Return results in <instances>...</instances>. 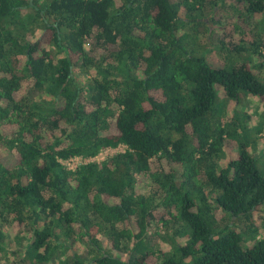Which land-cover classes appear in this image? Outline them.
<instances>
[{"label":"trees","instance_id":"obj_1","mask_svg":"<svg viewBox=\"0 0 264 264\" xmlns=\"http://www.w3.org/2000/svg\"><path fill=\"white\" fill-rule=\"evenodd\" d=\"M229 1L0 0V253L14 246L19 264H264L258 133L236 110L223 119L241 94L264 98V83L247 62L215 68L187 47L209 13L221 52L263 55L244 28L264 22V0ZM119 146L102 162L62 163ZM164 230L167 253L151 241Z\"/></svg>","mask_w":264,"mask_h":264},{"label":"rangeland","instance_id":"obj_2","mask_svg":"<svg viewBox=\"0 0 264 264\" xmlns=\"http://www.w3.org/2000/svg\"><path fill=\"white\" fill-rule=\"evenodd\" d=\"M233 1H229V3H232ZM218 12V11H217ZM218 14V13H217ZM213 15V14H212ZM212 15H209V13H206L202 18L201 22L199 23L197 27V35H195L193 40H189V43L187 44V47H190L191 49H194L195 52L200 55L204 56L207 61L215 68H226L228 70H232L235 66H238L244 62H247L248 65L252 66L253 70L255 71L258 79L264 83V49L261 48V52L263 55H254V51L252 48H249L246 50V52L242 54H238L237 52L232 51H222L221 52V45H223L220 42V39L218 38L217 34H214L215 29L212 28L210 31H207L206 24L210 26V18H212ZM231 17L230 23L227 21V17ZM222 19H224L223 23H229L232 27V24L236 23V19L234 16H231V12L227 9L222 12ZM257 21L264 20V16H260L257 18ZM255 23V21H254ZM254 23H251L245 26L244 31H248V38L247 40H255L256 35H259L260 39H263L264 41V22L258 23L257 26H255ZM229 27V29L231 28ZM189 30V29H188ZM187 30V31H188ZM241 30V29H240ZM251 31V32H250ZM253 31V32H252ZM240 33V32H239ZM237 33V34H239ZM189 34L192 36L193 32L190 31ZM211 34L213 36V39L211 37ZM211 38L214 43H208V38ZM208 43V44H207ZM89 49V45L86 46V50ZM219 50V52H218ZM90 77L82 78L81 81L88 83ZM216 92L218 95V104L222 102V104H225L226 97L224 95L223 88L220 86L216 87ZM250 109V110H249ZM237 111L240 115L241 120L244 124L249 125L250 133L249 137L252 141L256 139V133H258V142L256 147L252 148V154L257 159L258 162V168L261 172V174L264 176V98L260 97H253L248 96L246 94H241V98L237 103L230 102L227 106V117L223 118L225 121H230L233 117L234 111ZM251 113L250 119L246 118V114ZM260 131V132H259ZM263 133V134H262ZM252 134V135H250ZM250 144L248 141L244 142ZM123 151V148L114 151V150H105L103 151L97 158V161L102 162L113 155H115L117 152ZM239 150L236 152L233 151V154H238ZM226 154H224L225 156ZM6 156L10 157V155L6 154ZM227 156V155H226ZM226 159L223 157V161L225 162ZM80 161L76 160L75 163H70V167L79 165ZM222 165V164H221ZM152 169L155 170L157 167V160H153L151 163ZM148 189V188H147ZM150 188L147 190V194H150ZM258 223H261V228L258 232V239H264V207L256 214ZM2 226V221H0V227ZM157 230V227L152 226V233ZM174 232V230L165 231L162 234V237L155 236L151 239L152 245L154 246L155 250L159 251H165V253L171 251L172 249V243H171V235ZM190 230H188V233ZM182 240V239H181ZM183 241V240H182ZM255 241V240H254ZM254 241H252L251 245L254 244ZM242 245L244 248H246L245 240L243 239ZM10 248V251H4L0 253V264H19L20 260L17 258H14L12 254L9 252L13 251L15 249L14 246H8ZM190 261L186 262L185 264H189Z\"/></svg>","mask_w":264,"mask_h":264},{"label":"built area","instance_id":"obj_3","mask_svg":"<svg viewBox=\"0 0 264 264\" xmlns=\"http://www.w3.org/2000/svg\"><path fill=\"white\" fill-rule=\"evenodd\" d=\"M121 148H123V151H121V152H117L116 154H119V153H123V152H125V150H126V147L125 146H119L118 148H108V149H106V150H114V151H117V150H119V149H121ZM105 151V150H104ZM103 152V151H102ZM101 152V153H102ZM100 153V154H101ZM99 154V155H100ZM98 155V156H99ZM98 156L97 157H95V158H91V159H84V158H81V157H76V158H73V159H70V160H68V161H62V163L69 169V170H75L77 167H79L80 165H82V164H85V163H89V162H94V161H97V158H98ZM76 160H79L80 161V164L77 166V165H75V166H72V167H70V163L72 162V163H75V161ZM99 162V161H98Z\"/></svg>","mask_w":264,"mask_h":264},{"label":"crops","instance_id":"obj_4","mask_svg":"<svg viewBox=\"0 0 264 264\" xmlns=\"http://www.w3.org/2000/svg\"><path fill=\"white\" fill-rule=\"evenodd\" d=\"M250 110V109H249ZM250 116H251V113H250ZM252 117V116H251ZM263 134V133H262Z\"/></svg>","mask_w":264,"mask_h":264}]
</instances>
